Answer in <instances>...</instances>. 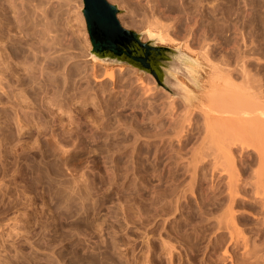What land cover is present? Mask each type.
Listing matches in <instances>:
<instances>
[{
  "label": "rangeland",
  "instance_id": "374dc122",
  "mask_svg": "<svg viewBox=\"0 0 264 264\" xmlns=\"http://www.w3.org/2000/svg\"><path fill=\"white\" fill-rule=\"evenodd\" d=\"M29 1L16 0L18 6L20 5L19 6L20 12L24 11L22 14L20 13L21 15H19L21 23L20 22L17 23L14 20L15 18L13 16L14 14L11 11H9L7 7L6 0L3 1L0 0L1 2L0 3V19H1L0 44H2L3 42V44L0 45V51H1L0 79L1 77L3 78L1 79L3 80V83H1L2 81L0 80V86H1L0 87V264H5V262L6 264H79V263L80 264L83 263L84 264L87 263L88 264H103V263L124 264V262L125 264H143V262H145L146 264L149 263L150 264L153 263L154 264H195V263L201 264V262L203 264H205L206 262H207L206 264H212V263L219 264L220 262L222 264H231L233 256H236L237 254L240 255L238 253L240 251L238 250L237 252L235 251V249H232L233 244H231L232 243L231 236L233 234L232 232L233 229L230 230L231 227L229 224V215L231 211L233 214L235 213L236 210L240 209L239 211H236L237 213L235 214L237 215L234 214L236 217L234 223L236 224L237 229L240 227L238 232H241L242 235L244 234L246 235V233L249 232V234L247 233V236H250V234L252 235V233H250L252 232L251 229L253 230L254 227L259 228L260 226L258 224L259 221L255 217V215L256 216L257 214L260 215L257 216L258 218L260 217L259 219H262V216H264L262 215L264 214L262 213L264 212L262 205L263 203L260 202L261 200L262 202H264V197H263L264 193H262L264 191L263 188L264 185H262L264 184L263 182L264 178L261 179L262 176H260V174L264 176L263 174L264 170L261 169L264 167H261V165L259 167V159L258 156H256L258 154H256L257 152L253 151V149H250V147L249 149L245 148L246 150L242 149V151H240L241 147L238 144L237 145L235 144V146L234 144H232L231 147H229L227 144L226 147L225 144L223 145L225 149L230 150L229 152H231L232 155H234V156L232 155L229 156H232L231 158L232 161L233 159H235L236 165L234 164V162H232V164L229 162L230 160L229 156L227 158V156L224 155L227 159H229L228 162L230 165L226 162L227 159L221 158L223 154L222 156H220L221 154L218 153L219 154L218 156L216 152H218L219 149L216 150V152L214 150L217 148L216 146H215L216 148H213L214 145L210 144L211 146H208L209 149L207 150L208 148L207 144H209V140L206 139L207 134H205L207 133V128L204 120V112L206 109H208L211 106V103L209 102V98L212 95V91H210V83L212 81V77L210 73L218 72L217 69H215L214 71L211 70L214 69L213 65H216L217 63L221 64L219 66H223L221 70L224 69L226 70V67L229 68L227 69V71L231 73V76L233 75L236 78L235 80L239 81L238 83L240 82L242 83L244 81V79L241 80L243 78L242 75L241 76L238 75H239V71H241L239 70L241 69L240 66L241 67L245 66L244 67L245 71L249 72V77L247 80L246 79L245 80L249 82L248 85L249 87H251V92L254 93L256 91H261V89L264 90L263 88L264 87V0H211V1L208 0L210 1L214 12H212L213 10L212 11L210 10L212 9V7L210 6L209 2H208L209 5L206 3L207 0H202V1L183 0L180 4H179L180 2L179 0H175V2L173 0H169L170 3L168 1L167 3L165 0L163 2L164 4L166 3L165 5L162 3L163 0L162 1L161 0L159 1L158 0H148V1L124 0L125 2L122 0L120 1L108 0L109 2L111 1L110 3L117 5L121 10V14L119 15L120 16L119 20L121 19L120 22L122 26L124 25L123 26L124 28L135 31L140 34H144L143 37L144 41H148L150 35L158 36L161 38L162 40L161 43L163 45L171 48L181 47L185 52H187L192 57L198 59L203 64L204 66L203 70H201L200 73L196 72V74L198 75L197 78L199 85L198 89H195V87L192 84H190L188 81H186L184 78L180 79L183 83H185L189 87V89L190 88L191 90L193 89L192 91L196 93L195 95H197L198 98H200V100L203 99L204 101L203 105L200 104V101L194 102L195 105L193 107H188L182 99L174 98L165 89L158 87L155 78L151 75H146L144 73H141L140 71L129 66L101 65V64L99 65L94 61H92L90 57V52L92 50V47L89 41L86 22L82 13V9H83L82 0H76V2L73 0L70 1L59 0V2L57 0H51V1L34 0V4H33V0H29ZM171 1H173V3ZM176 1L178 3H176ZM203 1L205 2V4H207V6L204 4ZM215 1L216 3L215 5H213L212 3H214ZM65 2H66L65 5L67 6V8H69V6L67 5L68 2V4L71 7L70 9H67L66 6L63 5ZM119 2H121L122 4ZM185 2L186 5L184 4ZM187 2L189 5L187 4ZM217 2L220 5L217 6L218 4ZM25 3L29 6H27ZM45 3L46 5L48 4L47 5L48 8L46 7ZM125 3L128 4V6L126 4L127 7L125 6ZM174 3H176V5H174ZM191 3H195V4L192 5ZM197 3L202 4L203 7H201L200 4L198 5ZM37 4L39 6L38 7L39 9L35 7V5L37 6ZM41 4H43L45 7L42 6ZM167 4L178 6V8L182 7L181 11H183L184 8L185 12L183 11L180 13V9H178L177 7H174L173 9L172 6L169 7V5ZM181 4L185 5L186 8ZM33 5H34V9H32ZM57 6L59 7V9H57L58 8ZM164 6H166L167 8H165ZM198 6L199 9H197ZM208 6L211 8L209 9ZM216 6L218 8L220 7V9H217ZM24 7L27 9L30 7L29 8L30 10L36 9V11H30L29 9L26 10ZM40 7H43L42 11ZM200 8H202V10ZM45 9L46 10L50 9L51 11L50 10L46 11ZM186 9H190L189 11L192 13H190ZM194 9L195 10L197 9V11H195ZM43 10L46 12H43ZM208 10H210L211 11L210 13L212 14H210ZM215 10L218 12H216L217 14L213 16ZM54 11H57L58 13ZM39 12H42L41 13L42 15ZM187 12L189 13L186 14ZM193 12H198V14L197 13L194 14ZM224 12L225 14L226 13L227 14L225 15ZM27 13H29L30 15ZM43 15L45 16V18ZM64 15L65 16L68 15L69 17L66 16L67 17L66 18ZM128 15H129V19L127 18ZM28 16H30L31 18ZM198 16L200 17L199 19ZM26 17L28 18L26 19ZM64 17L67 21L63 19ZM123 17L126 19H124ZM68 18H71V20H69ZM188 18H192V20ZM21 19H23V21ZM32 19L34 20L32 21ZM60 19L63 21H61ZM193 19L196 21V24L193 23ZM72 20L76 23H74ZM190 20L192 21L191 23ZM68 21L70 22L68 23ZM77 21H79V24ZM127 21L128 22L131 21V22L128 23ZM224 21L226 24L225 27H224L225 24H223ZM192 23L193 25L195 24L196 26L194 25L193 27ZM197 23H199L200 26ZM220 24L223 25V28ZM67 25L73 27H69ZM29 26L32 27V29ZM46 26L49 27L46 28ZM6 27H8V29ZM199 27H201L202 29ZM41 28H43L44 30L46 29L45 30L46 33H44L45 31H43V29ZM69 28L70 29L73 28L74 31L73 29L70 30ZM200 29L203 32L200 31ZM8 30L10 32H8ZM26 30L30 32H27ZM190 30L191 31L194 30V32L191 33ZM37 31L43 34L40 35L41 38L35 36ZM53 31L57 33H54ZM61 31L63 34L61 33ZM221 31L222 32L224 31V33L222 34ZM47 32L49 34H47ZM195 32L196 33L198 32L200 37ZM193 33H195L194 35L196 37L193 35ZM52 34L55 35V37L53 36L54 39L52 37ZM47 35L50 36L48 37ZM168 36L170 37V39ZM61 37L62 38L65 37L64 38L65 40L62 39ZM20 39H22L25 42H23ZM195 39H197L198 41ZM47 41L49 42L47 43ZM34 43H36L39 46H37ZM187 43H192V44L187 45ZM13 44L14 45L17 44V45L14 46ZM59 44L63 47H61ZM28 45L30 47H28ZM201 48L203 51L200 50ZM203 48L206 49V51ZM7 50L9 53L7 52ZM26 50H28L29 52ZM24 51L27 53H25ZM199 51H202L204 53H201ZM206 56L207 58H209V62L205 60ZM32 60H33V64H32ZM38 66H40L41 69H38L37 68ZM103 66H105V68ZM121 67L122 70H120ZM92 73L94 75H92ZM103 73L105 74L104 76L105 78L103 77L104 75ZM111 73H113V77L112 80H109L107 77ZM6 74L12 77L10 78ZM85 77L87 78L85 79ZM88 78L91 80L90 85L88 84L89 81ZM93 78L98 80V82L96 80L94 81ZM218 82L222 84V80H219ZM81 84L84 86H82ZM49 86H51L52 88L51 87L49 88ZM16 87H19L22 90ZM31 87L34 88L32 89ZM46 87L48 88V91L49 90L51 91L48 92L46 90L47 89ZM91 87L93 89L95 88L97 90L98 88V90L99 89L100 90L99 92L98 90L95 92V90L93 91ZM26 88L28 89L26 90ZM217 88L222 90L223 86L218 84ZM2 89L3 90L5 89V91H1ZM81 89L82 91H80ZM23 91L24 93H22ZM187 92L190 91L187 90ZM45 94H47V96H45ZM76 94L78 95V97ZM40 95H42V97H40ZM53 98L55 100H53ZM23 100H25V104L23 103ZM91 100H93L94 103ZM89 102L90 104H88ZM19 103H23L27 107V110L29 109L31 114L33 112L38 116L31 115V117L28 119L29 121L16 119L17 110L15 111L14 109H17ZM83 104H85L86 106ZM182 104H183L182 106L183 108L180 106ZM67 105L71 106V108ZM200 105H202V107H200ZM11 107L13 108L11 109ZM41 112L43 116L40 114ZM179 112L181 115H183V118H181L182 116H180ZM85 113L87 118L85 117ZM89 113L90 116H88ZM39 117L41 118V120ZM177 117L179 119H177ZM56 118L58 120H56ZM59 119L62 121H60ZM180 120L185 122L187 127L184 125L183 122H180ZM17 121L19 122L21 121V122L18 123ZM174 121L175 123H173ZM178 121L180 122L179 123L180 125L177 124ZM10 122L12 125L10 124ZM62 123L63 125H61ZM182 123L184 125V128L186 129H183V126H181ZM171 124L174 125L177 124V126L176 125L175 126L180 128H173L175 126ZM14 125L16 127H14ZM60 128L61 131L63 130L62 132L59 131ZM172 128L175 129V131ZM69 129H70V133L68 132ZM53 130H55L56 133ZM51 131L52 133L53 132L54 133L52 134ZM173 131L175 132V135ZM57 132L58 134L63 133L62 139H61L62 134H60L61 137H59ZM51 134L52 135L55 134V136H52ZM168 134H170V136ZM162 135H164L165 137H163ZM91 136L93 138H91ZM167 136L170 138H168ZM203 136L205 137L207 142L203 141L204 140L202 139L204 138ZM64 137L65 140H63ZM75 137L77 138L74 141L73 138ZM68 138H70L71 141L68 140ZM214 138L216 139V137ZM222 138H221V142L220 141L218 142L221 143L220 145H222ZM212 139H213V135H212ZM58 142H60L63 145H60V143ZM80 142L81 143L83 142V144L85 142L86 143L84 144L85 146L81 145ZM233 142L238 143V141H234V140ZM218 143L216 141L215 145H217ZM203 145L204 146L206 145V147H203ZM62 146L65 147L64 148L65 150L62 148ZM223 146L221 147L223 148ZM79 148L81 150H79ZM59 149H61L62 151ZM74 149L75 151L78 149L76 151L77 153H75ZM194 149L197 150V152H194L195 151ZM200 149L202 152L200 151ZM64 151L65 153H68V155L65 154ZM211 151L215 152L218 158L216 157V155L213 156L214 154ZM203 152L208 153V155H206V153ZM72 153L73 155L76 156V158L75 156H73L75 159L72 156H70L71 158L69 157V155H72ZM201 155L207 158H204ZM227 155H228V151H227ZM212 156L216 158H211ZM219 157L221 159H219ZM195 158H198V160H196ZM203 158L205 159V161ZM253 158L255 161L253 160ZM193 159L194 161H192ZM212 159H214V162H211ZM222 159H224V163L228 164L227 167L226 165H224ZM219 160L222 163H217V161ZM85 163L86 165H84ZM212 163H216L215 165L218 164L217 165L218 167L216 166L215 168H213L214 164ZM211 164L213 166H211ZM220 164H223L225 166L224 167L222 165L224 167V170ZM231 167H232V172L234 170L233 172L234 177L236 174V177L234 179L240 178V180L242 181L241 182L238 179H236V181L238 180L237 182L234 181L235 183H237L238 191H236V188L234 190L237 193H239V195L233 194L234 190L229 189V186H227V183L228 185L232 183L234 185L230 184V188L232 187L233 189L234 186L236 187L235 183L231 181L232 177L229 178L228 176L229 172L225 171L228 168V171L231 172ZM258 167L259 169H257ZM213 169L214 171L212 173ZM220 169H222L223 171ZM220 171H222L223 173ZM193 173L195 177H192ZM238 173H239V177L237 176ZM255 173H257L258 175ZM217 175L218 176L220 175L219 176L220 178ZM251 175H253L256 178H254ZM257 176L258 178L259 177L260 178L258 179ZM216 177L218 178L217 180ZM221 177H224L223 178L224 181H221L222 180ZM193 178H194L193 180L194 182L192 181ZM225 179L227 181H229L230 179L231 182H226ZM243 179L245 180L246 185L245 183H243L244 182ZM251 180H253V182ZM219 182L220 184H218ZM241 183H243V185ZM253 183H256L257 185L255 184L256 185L255 187H259V189L262 187L261 190L255 188ZM238 185L240 188H242L241 190L239 189ZM170 187L176 189H172ZM227 187L229 190L227 189ZM243 188L244 190L247 188L248 189L245 192H243L244 191ZM254 189H257L255 191L256 193L254 192L255 194H257L258 192L259 195H262V197L259 196L261 198L257 197L256 195H254V193H252ZM168 191L171 192L169 193ZM172 191L174 192L173 193L174 195L171 194ZM229 191L233 192L230 193V195H232V198H235V200H237L238 198L239 201L238 200L235 201L233 199V203H232L231 196L228 199ZM259 191H261V193ZM162 192L164 193L165 200L163 196H161ZM176 193L178 194L181 193L180 196H182V199L178 194L176 195ZM244 193H251V194L249 195ZM158 194L160 195L159 198H158L159 196ZM236 195L237 198L234 197ZM255 196L257 197V199L255 198ZM175 197L181 203L179 202L174 203V201H177ZM244 197H247L248 199ZM170 198H174V199H172L171 201ZM254 200H255V204H254ZM135 201H137L138 203ZM159 201L160 204L157 203ZM161 201L164 202L162 203ZM165 201L168 203H166ZM154 202H156L158 206ZM231 203H232V207L234 206L236 209L235 210L233 207L234 212L231 208ZM140 204L143 206H141ZM170 204L171 206L173 204L177 206L176 208H172L170 207ZM179 204L184 205V207L179 206ZM229 205L230 207H228ZM127 206H129V208H127ZM146 206L147 207L149 206L147 209L150 212L154 210L151 213V216L153 218H150L151 217L150 212H148V210L146 211ZM259 206L260 207L262 206L261 207L262 209ZM131 207L133 208L131 209ZM226 207H228L230 210H227ZM154 208L155 209L157 208L156 210L157 211L160 210V211L157 213V211ZM171 208L172 211L175 210V212H172ZM177 208L178 210L179 209L180 210L179 211L176 210ZM142 209L143 210L145 209V212L142 211ZM163 209L164 210L167 209V211H165V215ZM225 210L226 212H223ZM257 210L258 212L256 213ZM130 212L131 214L133 212L132 216L131 214H129ZM142 212L144 214H142ZM166 212L169 213L167 217H166L167 215ZM238 212H239V216L241 215L240 217H242L243 220L239 218ZM159 213L160 215L157 216V214ZM247 213L249 214L250 217L248 216ZM134 214L136 216H133ZM139 214L142 216V219H140L141 217ZM217 214L219 215L220 218H222V220L219 219L218 216L216 217ZM250 214L253 216H251ZM147 215L148 217L149 216L150 217L148 218ZM179 215H181L180 217L182 218H180ZM204 215H208L209 217L208 216L204 217ZM137 216L139 218H137ZM213 216L217 219L216 221ZM206 217L208 218L207 219L208 221L206 220ZM252 217L253 218L255 217L254 218L255 220H253ZM149 219H152L153 221L155 219L156 220L154 222H150ZM130 220H132L133 223H130L132 222ZM135 220L138 221V224ZM146 220L149 221L148 222L149 224H147ZM162 220H164L165 222ZM173 220H174V224L172 222ZM159 221H161L162 223ZM206 221L207 222L210 221V222L207 223ZM191 222L198 223L195 224L197 228L194 226V224L192 225ZM217 222L219 223L217 224ZM256 222L257 224H254ZM163 224L165 225L164 227ZM182 224L186 226L188 230ZM225 224L228 229L225 228L224 226ZM209 225L211 226L210 228ZM218 226L219 227L222 226L221 227L222 230H220V228H217ZM207 227L211 230L208 231ZM223 227L227 230L223 229ZM145 228L147 230H145ZM203 228L205 230H203ZM172 229L175 232V236H173L174 232L167 233L169 230L171 231ZM180 229H184V230H180ZM189 230L193 231L195 234L192 235L193 232H190ZM124 231L126 233H124ZM176 231L178 232V234ZM196 231L200 234H198ZM184 232H187V234H185ZM127 233H129L130 238L129 236L128 237L126 236ZM170 234L171 236H169ZM184 237L187 238L186 239L187 242L184 241L185 240ZM223 238L225 241L227 240L228 242L227 241L226 243L223 242ZM182 239L184 240L182 241ZM107 240L109 241L108 243ZM130 242L132 246L130 245ZM147 242L150 243V245L149 244L147 245ZM227 243L231 246L227 245ZM106 244L112 247L110 248ZM124 244L126 245L127 248L124 247L125 246ZM225 246H228V249L227 247L225 249ZM121 247L122 248L124 247V249H122ZM135 247H137L138 249ZM141 247L142 248L145 247L147 250L145 248H143L142 250ZM125 249H127L126 251L129 253H127ZM224 249L226 251L223 252ZM137 250L139 253L137 252ZM118 251L120 254L118 253ZM103 252H107L108 255H106L107 253L104 254ZM133 252L135 253L137 259L135 258ZM221 252L223 253L221 254ZM122 254L124 256H122ZM125 255L126 257H128V259L125 258ZM129 255L131 258L129 257ZM146 255L148 256L146 257ZM97 256L100 259L97 258ZM102 256H103V260H102ZM221 256L222 258H219L220 259L219 261L218 257ZM230 256L232 257V259ZM89 257H91V259ZM78 258L80 261L78 260ZM123 258H125V260ZM138 258L141 259L138 260ZM150 258L152 259L151 261ZM206 259L208 260L206 261ZM209 259L212 263L211 262L208 263ZM74 260L76 261L74 262ZM87 260L90 261V263ZM106 260L108 263L106 262ZM131 260H133L134 262ZM96 261L98 262L94 263Z\"/></svg>",
  "mask_w": 264,
  "mask_h": 264
},
{
  "label": "bare ground",
  "instance_id": "6f19581e",
  "mask_svg": "<svg viewBox=\"0 0 264 264\" xmlns=\"http://www.w3.org/2000/svg\"><path fill=\"white\" fill-rule=\"evenodd\" d=\"M3 1V0H2ZM19 1V0H18ZM22 1V0H21ZM29 1V0H28ZM46 1V0H45ZM47 1H51V0H47ZM58 2H59V0H57ZM63 1H67V0H63ZM70 1V0H69ZM73 1H75L76 2V0H73ZM120 1V0H119ZM122 1H124V0H122ZM148 1V0H147ZM159 1V0H158ZM162 1V0H161ZM160 1V2H161ZM165 0H163L162 1V3L164 2ZM169 2V0H166V2ZM174 2H175V0H173ZM173 1H171L172 3H173ZM180 2H179V4L183 1V0H179ZM187 1V0H186ZM193 1V0H192ZM198 1V0H197ZM200 1H202V0H200ZM211 1V0H210ZM210 1H208L207 0V4H208V2H209V4H210V6L212 7V5H211V3H210ZM6 2H7V7H8V9H9V11H11L14 15V20H15V22H20V18H19V15H21L23 12H20V10H19V6H18V4H17V2H16V0H6ZM24 2V1H23ZM41 2V1H40ZM54 2V1H53ZM58 2H55V3H58ZM111 2V1H110ZM118 2V1H117ZM125 2V1H124ZM153 2V1H152ZM167 2V3H168ZM204 2V1H203ZM202 2V3H203ZM213 2V1H212ZM1 3V2H0ZM36 3V2H35ZM39 3V2H38ZM50 3V2H49ZM71 3H72V1H71ZM119 3H121V2H119ZM128 3V2H127ZM127 3H125V6H126V4ZM158 3V2H157ZM170 3V2H169ZM171 3V4H172ZM176 3H178L177 1H176ZM176 3H174V5H176ZM215 3H216V1L214 2V3H212L213 5H215ZM218 3V2H217ZM26 4V3H25ZM24 4V5H25ZM29 4H30V1H29ZM32 4V3H31ZM33 4H34V0H33ZM40 4V3H39ZM60 4V3H59ZM66 4V2L63 4L64 6H66L65 5ZM122 4V3H121ZM154 4V3H153ZM161 4V3H160ZM164 4V3H163ZM162 4V5H163ZM166 4V3H165ZM164 4V5H165ZM185 5H186V2L184 3ZM187 4H188V2H187ZM192 5L193 4H195V3H191ZM198 5L200 4V3H197ZM204 4H205V2H204ZM207 4H205L206 6H207ZM208 4V5H209ZM5 5H6V3H5ZM27 5V4H26ZM42 6H44L43 4H41ZM45 5H46V3H45ZM48 5V4H47ZM47 5H46V7H47ZM52 5V4H51ZM63 5H61V6H63ZM67 5L69 6V8H67V6H66V8L67 9H70L71 7H70V5L68 4V2H67ZM77 5V4H76ZM167 5H169V7L170 6H172L173 7V9H174V7H177L178 8V6H173V5H170V4H167ZM181 5H183V4H181ZM185 5H183V6H185ZM189 5V4H188ZM191 5V6H192ZM218 5H220L219 3L217 4V6ZM27 6H29V5H27ZM31 6V5H30ZM50 6V5H49ZM54 6V5H53ZM73 6V5H72ZM121 6V5H120ZM124 6V7H125ZM127 6H128V4H127ZM126 6V7H127ZM161 6V5H160ZM200 6L201 7H203L202 6V4H200ZM216 6V7H217ZM35 7L36 8H38L39 6H38V4H37V6L35 5ZM45 7V6H44ZM58 7V6H57ZM165 8H167L166 6H164ZM169 7H168V9H169ZM171 7V8H172ZM209 7V6H208ZM207 7V8H208ZM211 7H209V9L211 8ZM215 7V6H214ZM3 8V7H2ZM25 8V7H24ZM30 8V7H29ZM28 8V9H29ZM41 8V11H42V8L43 7H40ZM48 8V7H47ZM52 8H55V7H52ZM64 8V7H63ZM75 8V7H74ZM73 8V9H74ZM182 8V7H181ZM180 7L178 8V9H180V13L181 12H183L184 11V8H183V11H181L182 9H181ZM185 8H186V6H185ZM188 8V7H187ZM206 8V7H205ZM26 10H28L27 8H25ZM32 9H34V5H33V7H32ZM39 9V8H38ZM51 9V8H50ZM50 9H45L46 11H48V10H50ZM57 9H59V7L57 8ZM163 9V8H162ZM176 9V8H175ZM192 9V8H191ZM197 9H199V6H198V8ZM197 9L195 10V11H197ZM201 10H202V8H200ZM215 9V8H214ZM217 9H220V7L218 8L217 7ZM2 10V9H1ZM22 10V9H21ZM30 10V9H29ZM62 10V9H61ZM66 10V9H65ZM72 10V9H71ZM166 10V9H165ZM177 10V9H176ZM186 10H190V9H186ZM193 10V9H192ZM191 10V11H192ZM206 10V9H205ZM211 11L213 10V7H212V9H210ZM210 10H208L209 11V13L211 12ZM30 11H36V9L35 10H30ZM30 11H29V13H30ZM37 11H39V10H37ZM46 11H44L43 10V12H46ZM51 11V10H50ZM67 11V10H66ZM178 11V10H177ZM28 12V11H27ZM53 12V11H52ZM54 12H57V11H54ZM72 12V11H71ZM70 12V13H71ZM75 12H77V11H75ZM185 12V11H184ZM190 12V11H189ZM189 12H187L186 14H188ZM202 12H204V11H202ZM207 12V11H206ZM212 12H214V10L212 11ZM216 12H218V11H216L215 10V13L213 14V16H215V14H217ZM221 12V11H220ZM11 13V14H12ZM21 13V14H20ZM29 13H27V14H29ZM40 14L42 13V12H39ZM58 13V12H57ZM63 13V12H62ZM65 13V12H64ZM73 13V12H72ZM190 13H192V12H190ZM194 14L195 13H197L198 14V12H193ZM3 14V13H2ZM26 14V13H25ZM32 14H33V12H32ZM54 14V13H53ZM67 14H68V12H67ZM78 14V13H77ZM196 14V15H197ZM201 14V13H200ZM210 14H212V13H210ZM224 14H225V12H224ZM227 14V13H226ZM225 14V15H226ZM248 14V13H247ZM4 15V14H3ZM30 15V14H29ZM42 15V14H41ZM47 15V14H46ZM57 15V14H56ZM61 15V14H60ZM81 15H82V13H81ZM123 15V14H122ZM125 15V14H124ZM184 15V14H183ZM193 15V14H192ZM191 15V16H192ZM203 15V14H202ZM201 15V16H202ZM219 15V14H218ZM7 16V15H6ZM25 16V15H24ZM32 16V15H31ZM33 16H34V14H33ZM44 16V15H43ZM42 16V17H43ZM65 16V15H64ZM67 17H69L68 15H66ZM65 16V17H66ZM76 16V15H75ZM77 16H79V15H77ZM126 16V15H125ZM124 16V17H125ZM185 16V15H184ZM194 16V15H193ZM200 16V15H199ZM198 16V19L200 18ZM205 16V15H204ZM217 16V15H216ZM220 16V15H219ZM2 17V16H1ZM4 17V16H3ZM28 17H30V16H28ZM28 17H26V19L28 18ZM37 17H38V14H37ZM49 17V16H48ZM65 17L63 18L64 20H66L65 19ZM66 17V18H67ZM72 17H73V15H72ZM120 17V16H119ZM123 17V18H124ZM187 17V16H186ZM188 17H190V16H188ZM195 17V16H194ZM193 17V18H194ZM246 17V16H245ZM25 18V17H24ZM31 18V17H30ZM36 18V17H35ZM44 18H45V16H44ZM55 18V17H54ZM78 18V17H77ZM82 18V17H81ZM128 19H129V15H128V17H127ZM215 18V17H214ZM37 19V18H36ZM59 19V18H58ZM69 20H71V18H68ZM76 19V18H75ZM124 19H126V18H124ZM159 19V18H158ZM186 19V18H185ZM188 19H191L192 20V18H188ZM196 19V18H195ZM1 20V19H0ZM22 21H23V19H21ZM31 20V19H30ZM34 19H32V21H33ZM45 20V19H44ZM47 20V19H46ZM61 20V19H60ZM74 20V19H73ZM72 20V21H73ZM121 20V19H120ZM155 20V19H154ZM190 20V23L192 22ZM197 20V19H196ZM26 21V20H25ZM31 21V22H32ZM36 21V20H35ZM34 21V22H35ZM39 21V20H38ZM41 21V20H40ZM42 21H43V19H42ZM52 21V20H51ZM61 21H63V20H61ZM67 21V20H66ZM76 21V20H75ZM195 20L193 19V23H195L196 24V21L194 22ZM201 21V20H200ZM218 21V20H217ZM220 21H223V20H220ZM1 22V21H0ZM37 22V21H36ZM50 22V21H49ZM54 22V21H53ZM70 21H68V23H69ZM74 22V21H73ZM78 22V24H79V21H77ZM84 22V21H83ZM83 22H81V23H83ZM128 22V21H127ZM129 22H131V21H129ZM128 22V23H129ZM157 22V21H156ZM6 23V22H5ZM5 23H4V25H5ZM21 23V22H20ZM19 23V24H20ZM25 23V22H24ZM28 23H30V22H28ZM28 23H26V24H28ZM44 23V22H43ZM48 23V22H47ZM46 23V24H47ZM74 23H76V22H74ZM155 23V22H154ZM169 23V22H168ZM187 23H188V21H187ZM193 23H192V25H193ZM223 23V22H222ZM11 24V23H10ZM31 24H33V23H31ZM41 24V23H40ZM45 24V23H44ZM43 24V25H44ZM54 24V23H53ZM57 24H58V22H57ZM194 24V25H195ZM197 24H199V23H197ZM200 24H201V22H200ZM200 24H199V26H200ZM205 24V23H204ZM210 24V23H209ZM223 24H225V21H224V23ZM3 25V24H2ZM49 25V24H48ZM69 25H71V24H69ZM69 25H67V26H69ZM130 25V24H129ZM188 25V24H187ZM192 25H190V26H192ZM194 25H193V27H194ZM221 25V24H220ZM219 25V26H220ZM8 26V25H7ZM11 26V25H10ZM21 26V25H20ZM26 26V25H25ZM41 26V25H40ZM58 26V25H57ZM60 26V25H59ZM65 26V25H64ZM124 26V25H123ZM196 26V25H195ZM216 26H218V25H216ZM222 26V28H223V25H221ZM226 26V24L224 25V27ZM30 27V26H29ZM34 27H35V24H34ZM37 27V26H36ZM44 27V26H43ZM49 27V26H48ZM47 26H46V28H48ZM53 27V26H52ZM54 27H56V26H54ZM63 27V26H62ZM69 27H73V26H69ZM129 27V26H128ZM160 27V26H159ZM189 27V26H188ZM7 29H8V27H6ZM31 29H32V27H30ZM40 28V27H39ZM195 28H198V27H195ZM199 28H201V27H199ZM209 28V27H208ZM214 28V27H213ZM1 29V28H0ZM4 29H5V27H4ZM29 29V28H28ZM41 29H43V28H41ZM61 29H63V28H61ZM70 29V28H69ZM73 29V28H72ZM72 29H70V30H72ZM163 29V28H162ZM202 29V28H201ZM200 29V31H202ZM221 29V28H220ZM24 30H25V27H24ZM30 30V29H29ZM37 30H38V28H37ZM46 30V29H45ZM44 29H43V31H45ZM51 30H52V28H51ZM55 30V29H54ZM60 30V29H59ZM192 30V29H191ZM190 30V31H191ZM213 30V29H212ZM223 30H225V29H223ZM27 31V30H26ZM32 31V30H31ZM40 31V30H39ZM39 31H37V33L35 34V36H37V37H39V38H41L40 37V35L42 34L41 32H39ZM68 31V30H67ZM73 31H74V29H73ZM196 31V30H195ZM209 31V30H208ZM227 31V30H226ZM8 32H10L9 30H8ZM13 32V31H12ZM18 32V31H17ZM25 32V31H24ZM27 32H30V31H27ZM49 32V31H48ZM47 32V34H49ZM54 33H57V32H55V31H53ZM58 32H60V31H58ZM192 32H194V30L193 31H191V33ZM203 32V31H202ZM219 32H220V30H219ZM222 32V31H221ZM2 33V32H1ZM4 33V32H3ZM14 33V32H13ZM44 33H46V31L44 32ZM51 33V32H50ZM53 33V34H54ZM61 33H62V31H61ZM65 33V32H64ZM188 33H189V31H188ZM196 33V32H195ZM195 33H193V35L195 34ZM201 33V32H200ZM224 33V31L222 32V34ZM52 34V37L54 36L55 37V35H53ZM60 34V33H59ZM58 34V35H59ZM63 34V33H62ZM196 34H198V36H199V33L197 32ZM2 35V34H1ZM14 35H16V34H14ZM28 35V34H27ZM43 35V34H42ZM51 35V34H50ZM49 35V36H50ZM66 35V34H65ZM204 35V34H203ZM21 36V35H20ZM45 36V35H44ZM48 36V35H47ZM46 36V37H47ZM48 36V37H49ZM62 36V35H61ZM69 36V35H68ZM176 36V35H175ZM195 36V35H194ZM1 37H3V36H1ZM16 37V36H15ZM54 37H53V39H54ZM59 37V36H58ZM169 37V36H168ZM186 37V36H185ZM196 37V36H195ZM200 37V36H199ZM202 37V36H201ZM18 38V37H17ZM45 38V37H44ZM62 38V37H61ZM65 38V37H64ZM64 38H62V39H64ZM204 38V37H203ZM3 39V38H2ZM5 39V38H4ZM7 39V38H6ZM35 39H36V37H35ZM47 39V38H46ZM52 39V38H51ZM51 39H49V40H51ZM169 39H170V37H169ZM184 39V38H183ZM199 39V38H198ZM9 40H10V38H9ZM20 40H22V39H20ZM26 40V39H25ZM42 40V39H41ZM65 40V39H64ZM195 40H197V39H195ZM201 40V39H200ZM3 41H5V40H3ZM13 41V40H12ZM23 41V40H22ZM29 41V40H28ZM36 41V40H35ZM56 41V40H55ZM54 41V42H55ZM68 41V40H67ZM198 41V40H197ZM203 41V40H202ZM8 42V41H7ZM23 42H25V41H23ZM30 42H32V41H30ZM40 42H42V41H40ZM49 41H47V43H48ZM59 42H60V40H59ZM172 42V41H171ZM12 43V42H11ZM51 43H53V42H51ZM204 43V42H203ZM2 44H3V42H2ZM2 44H0V45H2ZM20 44V43H19ZM18 44V45H19ZM26 44V43H25ZM34 44H36V43H34ZM42 44V43H41ZM46 44V43H45ZM67 44V43H66ZM185 44V43H184ZM188 44H192V43H187V45ZM198 44V43H197ZM14 45V44H13ZM15 45H17V44H15ZM14 45V46H15ZM30 45V44H29ZM28 45V47H30ZM33 45V44H32ZM37 45V44H36ZM52 45V44H51ZM57 45V44H56ZM60 45V44H59ZM201 45V44H200ZM26 46V45H25ZM37 46H39V45H37ZM61 46V45H60ZM10 47V46H9ZM13 47V46H12ZM17 47V46H16ZM51 47V46H50ZM61 47H63V46H61ZM191 47H193V46H191ZM204 47V46H203ZM207 47H208V45H207ZM32 48H34V47H32ZM37 48V47H36ZM193 48H195V47H193ZM205 48H206V46H205ZM6 49V48H5ZM19 49H20V47H19ZM18 49V50H19ZM25 49V48H24ZM29 49V48H28ZM42 49V48H41ZM47 49V48H46ZM50 49H52V48H50ZM184 49H186V48H184ZM204 49V48H203ZM4 50V49H3ZM34 50V49H33ZM36 50V49H35ZM38 50V49H37ZM43 50V49H42ZM41 50V51H42ZM198 50V49H197ZM200 50H202V48L200 49ZM205 51H206V49H204ZM21 51V50H20ZM26 51H28V50H26ZM45 51H47V50H45ZM203 51V50H202ZM202 51H199V52H201V53H204V52H202ZM6 52V51H5ZM7 52H8V50H7ZM25 52V51H24ZM29 52V51H28ZM40 52V51H39ZM0 53H1V51H0ZM9 53V52H8ZM25 53H27V52H25ZM32 53H33V51H32ZM35 53V52H34ZM36 53H37V51H36ZM42 53H44V52H42ZM47 53V52H46ZM20 54H21V52H20ZM23 54V53H22ZM30 54H31V52H30ZM209 54V53H208ZM244 54V53H243ZM14 55V54H13ZM27 55V54H26ZM35 55V54H34ZM38 55V54H37ZM199 55V54H198ZM204 55V54H203ZM205 55H206V53H205ZM18 56V55H17ZM20 56V55H19ZM195 56V55H194ZM21 57V56H20ZM29 57V56H28ZM35 57V56H34ZM47 57H50V56H47ZM196 57V56H195ZM200 57V56H199ZM202 58V57H201ZM211 58V57H210ZM243 58V57H242ZM8 59V58H7ZM19 59H21V58H19ZM32 59V58H31ZM212 59V58H211ZM246 59V58H245ZM4 60V59H3ZM42 60V59H41ZM200 60H202V59H200ZM205 60L206 61H208L209 62V58H207V56L205 57ZM35 61V60H34ZM39 61V60H38ZM212 61H214V60H212ZM1 62V61H0ZM5 62V61H4ZM11 62V61H10ZM13 62H15V61H13ZM40 62V61H39ZM44 62V61H43ZM204 62V61H203ZM243 62V61H242ZM244 63H245V61H244ZM244 63H241V64H244ZM1 64V63H0ZM32 64H33V60H32ZM43 64V63H42ZM218 64V63H217ZM213 65V68L214 69H211L212 71H214L215 69H217L218 70V72H212V73H210L211 74V77H212V81H211V83H210V91H212V95H211V97L209 98V102L211 103V106L208 108V109H206L205 110V112H204V120H205V125H206V128H207V133H205V134H207L206 136H207V140H209V144H207V147L208 146H211L210 144H212V145H214L213 146V148H216V149H214L215 150V152H216V150H218L219 149V151L218 152H216L217 154L219 153V154H221L220 156H222V154H223V156L224 155H226L227 156V158H228V156L229 155H232V153L231 152H229L230 150H227V149H225V147H226V144L229 146V147H231V145L232 144H234V146H235V144L237 145H240V147H241V150L240 151H242V149H244V150H246L245 148H248L249 149V147H250V149H253V151H255V152H257L256 154H258V155H256V156H258V159H259V167H260V165H261V167H264V90H262L261 89V91H256V92H254V93H252L251 92V87H249V82H247L246 80L248 79V77H249V72H246L245 71V69H244V67L242 66H240V68L241 69H239V70H241V71H239V75L238 76H241L242 75V79L241 80H243L244 79V81L241 83H238L239 81L238 80H235L236 78L232 75L231 76V73H229L228 71H227V69H229V68H227L226 67V70L224 71V70H221L222 69V67L223 66H219V65H221V64H218V65ZM240 64V63H239ZM15 65V64H14ZM39 65V64H38ZM100 65V64H99ZM1 66V65H0ZM9 66V65H8ZM25 66H27V65H25ZM41 66V65H40ZM40 66H38L37 68L38 69H41L40 68ZM88 66V65H87ZM96 66V65H95ZM4 67V66H3ZM16 67V66H15ZM36 67V66H35ZM104 68H105V66H103ZM11 68V67H10ZM86 68V67H85ZM208 68H209V66H208ZM225 68V67H224ZM25 69V68H24ZM35 69V68H34ZM46 69H48V68H46ZM89 69V68H88ZM87 69V70H88ZM95 69V68H94ZM43 70H45V69H43ZM96 70V69H95ZM97 70H99V69H97ZM120 70H122V67L120 68ZM248 70V69H247ZM1 71V70H0ZM92 71V70H91ZM102 71V70H101ZM15 72V71H14ZM13 72V73H14ZM19 72V71H18ZM26 72V71H25ZM24 72V73H25ZM93 72V71H92ZM97 72V71H96ZM95 72V73H96ZM5 73V72H4ZM241 73V74H240ZM28 74V73H27ZM87 74V73H86ZM104 74V73H103ZM255 74V73H254ZM261 74V73H260ZM7 75V74H6ZM15 75V74H14ZM38 75V74H37ZM50 75V74H49ZM92 75H94L93 73H92ZM101 75V74H100ZM8 76V75H7ZM20 76H23V75H20ZM35 76V75H34ZM39 76V75H38ZM42 76V75H41ZM84 76H86V75H84ZM102 76V75H101ZM105 76V74L103 75V77ZM8 77H10V76H8ZM12 77V76H11ZM10 77V78H11ZM90 77H93V76H90ZM89 77V78H90ZM95 77V76H94ZM97 77V76H96ZM100 77V76H99ZM112 77H113V73H111V74H109V76L107 77L109 80H112ZM28 78V77H27ZM35 78H37V77H35ZM42 78V77H41ZM87 77H85V79H86ZM88 78V79H89ZM101 78V77H100ZM105 78V77H104ZM238 78V77H237ZM1 79H3L2 77H1ZM0 79V80H1ZM7 79V78H6ZM9 79V78H8ZM43 79V78H42ZM84 79V78H83ZM87 79V80H88ZM92 79V78H91ZM94 79V81L96 80L95 78H93ZM239 79V80H240ZM246 79V80H245ZM250 79V78H249ZM32 80V79H31ZM38 80H40V79H38ZM106 80V79H105ZM219 80H222V84L221 83H219L218 81ZM240 80V81H241ZM2 82L1 83H3V80H1ZM14 81V80H13ZM12 81V82H13ZM15 81H16V79H15ZM43 81V80H42ZM45 81H47V80H45ZM90 81V82H89ZM89 81H88V84L90 85V83H91V80L89 79ZM97 82H98V80H96ZM104 81V80H103ZM6 82H7V80H6ZM12 82H10V83H12ZM38 82V81H37ZM41 82V81H40ZM86 82V81H85ZM247 82V83H246ZM34 83V82H33ZM87 84V85H88ZM103 84V83H102ZM106 84V83H105ZM218 84H220V85H222L223 86V88H222V90H220L219 88H217V86H218ZM2 85V84H1ZM10 85V84H9ZM18 85V84H17ZM16 85V86H17ZM47 85V84H46ZM82 85V84H81ZM86 85V84H85ZM109 85V84H108ZM14 86V85H13ZM19 86V85H18ZM43 86V85H42ZM82 86H84V85H82ZM199 86V85H198ZM1 87V86H0ZM10 87V86H9ZM44 87V86H43ZM51 86H49V88H50ZM5 88V87H4ZM16 88H18V89H20V90H22L21 88H19V87H16ZM24 88V87H23ZM32 88V87H31ZM34 88V87H33ZM32 88V89H33ZM36 88V87H35ZM47 88V87H46ZM46 88H44V89H46ZM52 88V87H51ZM83 88H85V87H83ZM88 88V87H87ZM90 88V87H89ZM97 88V87H96ZM264 88V87H263ZM7 89V88H6ZM12 89V88H11ZM28 88H26V90H27ZM43 89V90H44ZM91 89L94 91L95 90V92L98 90V88H97V90L94 88H92L91 87ZM184 89H185V92L187 93V99L184 101V103L188 106V107H193L194 105H195V103L194 102H198V101H200V104H204V101H203V99L202 100H200V98H198V96L197 95H195L196 93H194L191 89H189V87H185L184 86ZM198 89V88H197ZM14 90V89H13ZM12 90V91H13ZM19 90V91H20ZM37 90H39V89H37ZM47 91H48V88L46 89ZM88 90V89H87ZM100 90V89H99ZM99 90H98V92H99ZM187 90H189L190 92H187ZM1 91H5V89L3 90H1ZM9 91H10V89H9ZM18 91V90H17ZM34 91H36V90H34ZM49 91H51V90H49ZM48 91V92H49ZM80 91H82V89L80 90ZM8 92V91H7ZM47 92V93H48ZM85 92V91H84ZM83 92V93H84ZM10 93V92H9ZM22 93H24V91L22 92ZM27 93V92H26ZM43 93H44V91H43ZM52 93H53V90H52ZM51 93V94H52ZM86 93V92H85ZM88 93H90V92H88ZM5 94V93H4ZM87 94V93H86ZM220 94H222V95H220ZM25 95V94H24ZM54 95V94H53ZM77 95V94H76ZM95 95H96V93H95ZM5 96V95H4ZM45 96H47V94H45ZM48 96H50V95H48ZM85 96V95H84ZM88 96V95H87ZM12 97V96H11ZM14 97V96H13ZM29 97V96H28ZM33 97V96H32ZM35 97V96H34ZM40 97H42V95H40ZM51 97H52V95H51ZM54 97V96H53ZM56 97V96H55ZM72 97V96H71ZM74 97V96H73ZM77 97H78V95H77ZM76 97V98H77ZM86 97V96H85ZM90 97V96H89ZM57 98V97H56ZM80 98V97H79ZM88 98V97H87ZM97 98V97H96ZM170 98H172V97H170ZM2 99V98H1ZM4 99H7V98H4ZM13 99H15V98H13ZM26 99H28V98H26ZM30 99V98H29ZM34 99V98H33ZM49 99V98H48ZM86 99V98H85ZM153 99V98H152ZM35 100H36V98H35ZM41 100V99H40ZM52 100V99H51ZM53 100H55L54 98H53ZM58 100V99H57ZM62 100V99H61ZM60 100V101H61ZM69 100V99H68ZM74 100V99H73ZM76 100H78V99H76ZM87 100V99H86ZM13 101V100H12ZM11 101V102H12ZM15 101V100H14ZM22 101V100H21ZM32 101V100H31ZM45 101H47V100H45ZM44 101V102H45ZM66 101V100H65ZM72 101V100H71ZM83 101H85V100H83ZM92 102H93V100H91ZM90 101V102H91ZM181 101V100H180ZM28 102H30V101H28ZM41 102V101H40ZM56 102V101H55ZM67 102V101H66ZM90 102L88 103V104H90ZM91 102V103H92ZM175 102V101H174ZM15 103V102H14ZM23 103L25 104V100H23ZM23 103H19L18 104V106H17V109H14L15 111H16V119H18V120H23V121H27L30 117H31V115L32 116H36L37 114H35V113H33L32 112V114L30 113V111H29V109L27 110V107L23 104ZM46 103V102H45ZM72 103V102H71ZM79 103V102H78ZM94 103V102H93ZM182 103V102H181ZM10 104H13V103H10ZM59 104V103H58ZM67 104H69V103H67ZM77 104V103H76ZM82 104V103H81ZM87 104V105H88ZM31 105H33V104H31ZM71 105V104H70ZM83 105H85V104H83ZM202 105H200V107H202ZM14 106V105H13ZM35 106V105H34ZM57 106H59V105H57ZM63 106V105H62ZM67 106H69V105H67ZM72 106V105H71ZM71 106H69L70 108H71ZM74 106V105H73ZM86 106V105H85ZM94 106V105H93ZM97 106H98V104H97ZM181 107L183 106V104L182 105H180ZM30 107V106H29ZM88 107V106H87ZM185 107V106H184ZM13 107H11V109H12ZM32 108V107H31ZM48 108V107H47ZM53 108V107H52ZM57 108V107H56ZM67 108V107H66ZM69 108V109H70ZM95 108V107H94ZM99 108V107H98ZM183 108V107H182ZM62 109V108H61ZM65 109V108H64ZM81 109V108H80ZM53 110V109H52ZM58 110V109H57ZM180 110V109H179ZM184 110V109H183ZM7 111V110H6ZM37 111V110H36ZM44 111V110H43ZM60 111V110H59ZM68 111V110H67ZM193 111V110H192ZM10 112V111H9ZM57 112V111H56ZM69 112V111H68ZM71 112V111H70ZM83 112H84V110H83ZM87 112V111H86ZM181 112V111H180ZM180 112H179V114H180ZM184 112V111H183ZM182 112V113H183ZM11 113V112H10ZM55 113V112H54ZM61 113H63V112H61ZM88 113V112H87ZM41 115H42V112L40 113ZM83 114V113H82ZM15 115V114H14ZM40 115V116H41ZM51 115V114H50ZM57 115H59V114H57ZM84 115V114H83ZM171 115V114H170ZM38 116V115H37ZM43 116V115H42ZM55 116V115H54ZM53 116V117H54ZM60 116H62V115H60ZM59 116V117H60ZM71 116V115H70ZM88 116H90V113H89V115ZM91 116H92V114H91ZM175 116V115H174ZM180 116H182L181 118H183V115H181L180 114ZM191 116V115H190ZM190 116H189V118H190ZM14 117V116H13ZM56 117V116H55ZM85 117H86V113H85ZM173 117V116H172ZM171 117V118H172ZM179 117V116H178ZM177 117V119H179ZM34 118V117H33ZM40 118V117H39ZM57 118H58V116H57ZM56 118V120H58ZM71 118V117H70ZM87 118V117H86ZM170 118V119H171ZM175 118V117H174ZM15 119V118H14ZM36 119V118H35ZM63 119V118H62ZM69 119V118H68ZM92 119V118H91ZM176 119V120H177ZM187 119V118H186ZM40 120H41V118H40ZM39 120V121H40ZM60 120V119H59ZM94 120V119H93ZM92 120V121H93ZM173 120H175V119H173ZM182 120V119H181ZM180 120V122H183V121H181ZM184 120V119H183ZM188 120H190V119H188ZM187 120V121H188ZM29 121V120H28ZM50 121V120H49ZM60 121H62V120H60ZM66 121V120H65ZM7 122H9V121H7ZM11 122H12V120H11ZM11 122H10V124H11ZM18 123H20L19 121H17ZM37 122V121H36ZM59 122V121H58ZM177 122V121H176ZM179 121H178V123L177 124H179L180 123ZM41 123V122H40ZM173 123H175V121L173 122ZM184 123V125L186 126V123L185 122H183ZM183 123H182V125L181 126H183V129H186V128H184V125H183ZM6 124V123H5ZM23 124V123H22ZM60 124V123H59ZM177 124H175L176 126H177ZM12 125V124H11ZM19 125V124H18ZM24 125V124H23ZM61 125H63V123L61 124ZM61 125H59V126H61ZM171 125H173V126H175L174 124H171ZM180 125V124H179ZM21 126V125H20ZM40 126V125H39ZM173 127V128H180V127ZM9 127V126H8ZM14 127H16L15 125H14ZM187 127V126H186ZM21 128V127H20ZM27 128V127H26ZM48 128V127H47ZM53 128V127H52ZM172 128V129H173ZM205 128V127H204ZM3 129V128H2ZM5 129V128H4ZM12 129V128H11ZM17 129V128H16ZM49 129V128H48ZM199 129V128H198ZM25 130V129H24ZM45 130V129H44ZM58 130V129H57ZM66 130V129H65ZM68 130V129H67ZM95 130H97V129H95ZM174 131H175V129H173ZM177 130V129H176ZM179 130V129H178ZM14 131V130H13ZM16 131V130H15ZM54 132H55V130H53ZM59 131H61V128H60V130ZM63 131V130H62ZM61 131V132H62ZM93 131V130H92ZM173 131V132H174ZM181 131V130H180ZM184 131V130H183ZM206 131V130H205ZM18 132V131H17ZM23 132V131H22ZM47 132V131H46ZM53 132V133H54ZM69 133H70V129H69V131H68ZM94 132V131H93ZM179 132V131H178ZM182 132V131H181ZM180 132V133H181ZM51 133H52V131H51ZM52 133V134H53ZM56 133V132H55ZM67 133V132H66ZM68 133V134H69ZM90 133V132H89ZM92 133V132H91ZM177 133V132H176ZM183 133V132H182ZM51 134V135H52ZM57 134H58V132H57ZM60 134H62L61 136H60ZM97 134V133H96ZM167 134V133H166ZM166 134H165V136H166ZM173 134V133H172ZM201 134V133H200ZM209 134V135H208ZM50 135V136H51ZM66 135V134H65ZM64 135V136H65ZM93 135V134H92ZM152 135V134H151ZM169 136H170V134H168ZM174 135H175V132H174ZM173 135V136H174ZM180 135V134H179ZM211 135V136H210ZM212 135H213V139H212ZM220 135H222V136H220ZM7 136V135H6ZM52 136H55V134L54 135H52ZM58 136L59 137H61V139L63 138V133H59L58 134ZM67 136V135H66ZM76 136V135H75ZM88 136V135H87ZM163 137H165L164 135H162ZM176 136H178V135H176ZM71 137V136H70ZM74 137V136H73ZM90 137V136H89ZM159 137V136H158ZM162 137V138H163ZM168 137V136H167ZM166 137V138H167ZM204 137V136H203ZM209 137V138H208ZM210 137H211V139H210ZM214 137H216V139L214 138ZM218 137V138H217ZM222 138V145H220L221 143H218L219 141L221 142V138ZM54 138V137H53ZM76 138L77 137H75V138H73L74 139V141L76 140ZM91 138H93L92 136H91ZM90 138V139H91ZM168 138H170V137H168ZM58 139V138H57ZM56 139V140H57ZM60 139V138H59ZM95 139V138H94ZM173 139V138H172ZM202 139H204L203 141H205V142H207V140L205 139V137L204 138H202ZM218 139V140H217ZM224 139V140H223ZM54 140V139H53ZM63 140H65V137H64V139ZM66 140H67V137H66ZM68 140H70V138H68ZM171 140V139H170ZM213 140V141H212ZM215 140V141H214ZM226 140V141H225ZM233 140L234 141H238V143L236 142H233ZM55 141V140H54ZM71 141V140H70ZM94 141V140H93ZM92 141V142H93ZM165 141V140H164ZM211 141H212V143H211ZM216 141H217V143L219 144V146H218V144L217 145H215L216 144ZM224 141V142H223ZM229 141V142H228ZM62 142V141H61ZM67 142V141H66ZM215 142V143H214ZM58 143H60V142H58ZM65 143V142H64ZM68 143V142H67ZM74 143V142H73ZM81 143V142H80ZM84 144H86L85 142H84ZM83 144V142L81 143V145H84ZM203 144H205V143H203ZM225 144V147L223 146ZM60 145H63V144H61L60 143ZM59 145V146H60ZM74 145V144H73ZM201 145V144H200ZM199 145V146H200ZM65 146V145H64ZM79 146V145H78ZM77 146V147H78ZM85 146V145H84ZM198 146V147H199ZM216 146V147H215ZM221 146H223V148L221 147ZM81 147H83V146H81ZM203 147H206V145L204 146L203 145ZM218 147H221V148H218ZM239 147V146H238ZM59 148H61V147H59ZM62 148L64 149L65 147H63L62 146ZM210 148H212V147H210ZM234 148V147H233ZM209 149V147L207 148V150ZM230 149V148H229ZM59 150H61V149H59ZM65 150V149H64ZM78 150V149H77ZM76 150V151H77ZM79 150H81L80 148H79ZM195 150V149H194ZM213 150V151H214ZM220 150H221V152H220ZM225 150H227L228 151V155H227V151H225ZM62 151V150H61ZM66 151H68V150H66ZM69 151H70V149H69ZM74 151H75V149H74ZM75 151V153H77ZM199 151V150H198ZM200 151H201V149H200ZM205 151V150H204ZM213 151H211V152H213ZM223 151V152H222ZM80 152V151H79ZM194 152H197V150H195ZM202 152V151H201ZM200 152V153H201ZM208 152H210V151H208ZM215 152H213V156H215L216 155V157L218 158V156H219V154H218V156H217V154H215ZM254 152V153H255ZM59 153V152H58ZM64 153H65V151H64ZM203 153H206V152H203ZM224 153H226V154H224ZM231 153V154H230ZM65 154H67L68 155V153H65ZM71 154V153H70ZM81 154V153H80ZM80 154H79V156H80ZM85 154V153H84ZM89 154V153H88ZM95 154V153H94ZM211 154V153H210ZM77 155V154H76ZM195 155V154H194ZM193 155V156H194ZM197 155H198V153H197ZM206 155H208V153H206ZM205 155V156H206ZM254 155V154H253ZM70 156H75V155H73V153H72V155H69V157ZM78 156V155H77ZM135 156V155H134ZM196 156V155H195ZM202 156V155H201ZM211 157V158H216V157ZM221 157V158H225V159H227L225 156L224 157ZM232 156H234V155H232ZM232 156H229V159H227V163L229 164V162L232 164V162H234V164H235V159H233V161H232ZM199 157V156H198ZM202 157H204V156H202ZM210 157V156H209ZM71 158V157H70ZM74 158V157H73ZM72 158V159H73ZM75 158H76V156H75ZM74 158V159H75ZM194 158V157H193ZM204 158H207V157H204ZM203 158V159H204ZM220 157H219V159H221ZM234 158V157H233ZM255 158V157H254ZM254 158H253V160H254ZM196 160H198V158H195ZM207 160V159H206ZM213 160V161H212ZM211 160V162H214V159H212ZM228 160H229V162H228ZM192 161H194V159L192 160ZM204 161H205V159H204ZM220 161V160H219ZM219 161H217V163H222L221 161L219 162ZM222 161H223V163H224V159H222ZM251 161V160H250ZM255 161V160H254ZM253 161V162H254ZM199 162V161H198ZM215 162H216V160H215ZM258 162V161H257ZM132 163V162H131ZM192 163V162H191ZM190 163V164H191ZM201 163V162H200ZM208 163V162H207ZM250 163V162H249ZM255 163V162H254ZM253 163V164H254ZM212 164H214V167L213 168H215L217 165H215L216 163H212ZM211 164V166H213ZM228 164H226V163H224V165H226V167H227V165ZM252 164V163H251ZM250 164V165H251ZM84 165H86V163L84 164ZM193 165V164H192ZM203 165V164H202ZM221 166L223 165V164H220ZM223 165V166H224ZM230 165V164H229ZM236 165V164H235ZM234 165V166H235ZM194 166V165H193ZM210 166V165H209ZM208 166V167H209ZM222 166V167H223ZM254 166V165H253ZM86 167H88V166H86ZM96 167V166H95ZM102 167V166H101ZM218 167V166H217ZM225 167V166H224ZM224 167H223V170H224ZM259 167L257 168V169H259ZM85 168V167H84ZM103 168V167H102ZM200 168V167H199ZM220 168V167H219ZM251 168V167H250ZM79 169V168H78ZM217 169V168H216ZM262 170H264V168H261ZM82 170V169H81ZM134 170V169H133ZM220 170H222V169H220ZM222 170V171H223ZM229 170H230V167H229ZM262 170H261V172H262ZM190 171V170H189ZM213 171H214V169L212 170V173H213ZM222 171H220V172H222ZM225 171H227V172H229V174H228V176H229V178H231L232 177V180L231 181H235V182H237L238 180H240V178H236V179H238L237 181H236V179H234L235 177H236V174H235V177H234V175H233V172H234V170H233V172H232V167H231V172L230 171H228V168H227V170H225ZM137 172V171H136ZM216 172V171H215ZM214 172V173H215ZM223 173V172H222ZM231 173H232V175H231ZM258 173V172H257ZM257 173H255V174H257ZM259 173H260V171H259ZM224 174H225V172H224ZM264 174V173H263ZM192 175V174H191ZM193 175H194V173H193ZM192 175V177H195V175L193 176ZM202 175V174H201ZM226 175H227V173H226ZM254 175V174H253ZM253 175H251V176H253ZM258 175V174H257ZM211 176V175H210ZM218 176V175H217ZM220 176V175H219ZM218 176V177H219ZM227 176V177H228ZM238 177H239V173H238V175H237ZM260 176H262V178L261 179H263L264 178V176L263 175H261L260 174ZM206 177V176H205ZM254 177V176H253ZM190 178H191V176H190ZM220 178V177H219ZM222 178V180L221 181H224L223 180V178L224 177H221ZM254 178H256V177H254ZM257 178H258V176H257ZM260 178V177H259ZM258 178V179H259ZM79 179V178H78ZM82 179V178H81ZM196 179V178H195ZM211 179H213V178H211ZM218 178L216 177V180H217ZM234 179V180H233ZM246 179V178H245ZM248 179V178H247ZM194 180V178L192 179V181ZM198 180V179H197ZM220 180V179H219ZM226 180V179H225ZM244 180V179H243ZM264 180V179H263ZM262 180V181H263ZM75 181V180H74ZM211 181V180H210ZM220 181V182H221ZM230 181V179H229V181H227L226 180V182H231ZM241 181V180H240ZM239 181V182H240ZM248 181V180H247ZM252 182H253V180H251ZM250 181V182H251ZM194 182V181H193ZM220 182L218 183V184H220ZM234 182V183H235ZM238 182V183H239ZM242 182V181H241ZM249 182V181H248ZM248 182H247V184H248ZM254 182H255V179H254ZM261 182V181H260ZM259 182V183H260ZM264 182V181H263ZM79 183H81V182H79ZM135 183H137V182H135ZM171 183V182H170ZM169 183V184H170ZM190 183V182H189ZM243 183H245V180H244V182ZM243 183H241L242 185H243ZM257 183V182H256ZM256 183H253V185H254V187L257 185ZM259 183H258V185H259ZM212 184V183H211ZM210 184V185H211ZM230 184H232V183H230ZM230 184L228 185V183H227V186H229V189H231V190H234L235 188H236V191H238L237 190V183H235V185H236V187L234 186V188L232 189V187L230 188ZM240 184V183H239ZM251 184V183H250ZM256 184V185H255ZM262 184V183H261ZM213 185H214V182H213ZM225 185V184H224ZM232 185H234V184H232ZM245 185H246V183H245ZM262 185H264V184H262ZM261 185V186H262ZM72 186H74V185H72ZM260 186V187H261ZM176 187V186H175ZM214 187V186H213ZM216 187V186H215ZM238 187H239V185H238ZM244 187V186H243ZM248 187V186H247ZM165 188V187H164ZM170 188H172V187H170ZM245 188H246V186H245ZM255 188H257V189H259V187H255ZM262 188V187H261ZM261 188L259 189V190H261ZM263 188H264V186H263ZM172 189H176V188H172ZM227 189H228V187H227ZM228 189V190H229ZM239 189L241 190L242 188H240L239 187ZM248 189V188H247ZM247 189H245L244 190V188H243V192H245ZM257 189H254V191L252 192V193H254ZM171 190V189H170ZM178 190V189H177ZM177 190H176V192H177ZM163 191V190H162ZM167 191V190H166ZM184 191V190H183ZM212 191V190H211ZM227 191V190H226ZM235 190L233 191V192H231V191H229V196H228V199L230 198V196H231V199H232V203H233V199L235 200V198H232V195H230V193H233V194H238L239 195V193H237ZM70 192V191H69ZM169 193L171 192V191H168ZM236 192V193H235ZM260 193H261V191H259ZM163 193V192H162ZM162 193H161V196H163V198H164V193H163V195H162ZM167 193V192H166ZM174 192L172 191V193L171 194H173ZM241 193V192H240ZM256 193V192H255ZM254 193V195H256L257 197H259V196H261L262 197V195H259L258 194V192H257V194H255ZM262 193H264V191L262 192ZM168 194V193H167ZM178 193H176V195H177ZM227 194V193H226ZM242 194V193H241ZM244 194H251V193H244ZM78 195V194H77ZM92 195V194H91ZM159 195V194H158ZM166 195V194H165ZM169 195V194H168ZM167 195V196H168ZM174 195V194H173ZM172 195V196H173ZM179 196L181 195V193L180 194H178ZM264 195V194H263ZM74 196V195H73ZM192 196V195H191ZM226 196V195H225ZM240 196H243V195H240ZM240 196H238V197H240ZM251 196H253V195H251ZM255 196V198L257 199V197ZM77 197V196H76ZM86 197H87V195H86ZM86 197H85V199H86ZM160 197V195L158 196V198ZM171 197V196H170ZM178 197V196H177ZM181 197V199H182V196H180ZM201 197V196H200ZM234 197H236L237 198V195L236 196H234ZM261 197H259V198H261ZM264 197V196H263ZM158 198H157V200H158ZM186 198V197H185ZM243 198V197H242ZM244 198H247V197H244ZM254 198V197H253ZM95 199V198H94ZM161 199V198H160ZM167 199V198H166ZM171 199V201H172V199H174V198H170ZM175 199H176V197H175ZM184 199V198H183ZM248 199V198H247ZM251 199H252V197H251ZM263 199V198H262ZM164 200H165V198H164ZM177 201H174V203L175 202H179L178 201V199H176ZM237 200H238V198H237ZM237 200H235V201H237ZM167 201V200H166ZM165 201V202H166ZM192 201V200H191ZM234 201V202H235ZM239 201V200H238ZM129 202V201H128ZM131 202V201H130ZM135 202H137V201H135ZM162 203L164 202V201H161ZM168 202H169V199H168ZM168 202H166V203H168ZM182 202H183V200H182ZM230 202H231V200H230ZM229 202V203H230ZM259 202V201H258ZM261 203H263L262 205H263V209H264V202H262V200L260 201ZM133 203V202H132ZM138 203V202H137ZM155 204H156V202H154ZM153 203V204H154ZM157 203H159L160 204V201L159 202H157ZM166 203H164V204H166ZM171 203V202H170ZM173 203V202H172ZM179 203H181V202H179ZM232 203H231V208H232V210H233V207H232ZM131 204V203H130ZM163 204V205H164ZM183 204V203H182ZM180 205L179 204V206H183L184 207V205ZM235 204V203H234ZM254 204H255V200H254ZM119 205V204H118ZM128 205H129V203H128ZM141 205V204H140ZM157 206H158V204H156ZM174 205L175 204H173L172 206H171V204H170V207H172V208H176V206L177 205H175V207H174ZM141 206H143V205H141ZM151 206H153V205H151ZM155 206V205H154ZM162 206V205H161ZM256 206H258V205H256ZM149 207V206H148ZM147 206H146V211L148 210L147 208H148ZM168 207V206H167ZM228 207H230V205L228 206ZM228 207H226L227 208V210H230ZM260 207V206H259ZM262 207V206H261ZM260 207V208H261ZM89 208V207H88ZM127 208H129V206H127ZM126 208V209H127ZM133 207H131V209H132ZM145 208V207H144ZM160 208V207H159ZM163 208H166V207H163ZM172 208H171V211H172ZM179 208V207H178ZM178 208L176 209V210H178ZM181 208V207H180ZM237 208H238V206H237ZM75 209V208H74ZM153 209V208H152ZM155 209V208H154ZM157 209V208H156ZM155 209V210H156ZM183 209V208H182ZM234 209H235V207H234ZM262 209V208H261ZM133 210H135V209H133ZM141 210V209H140ZM169 210H170V208H169ZM180 210V209H179ZM178 210V211H179ZM236 210V209H235ZM240 209H238V210H236V211H239ZM126 211H129V210H126ZM142 211H144L145 212V209L143 210L142 209ZM154 211V210H153ZM153 211H149L148 210V212H150V216H151V213L153 212ZM157 211V210H156ZM160 210H158L157 211V213L159 212ZM163 211H164V215H165V211H167V209L166 210H164L163 209ZM235 211V213H237ZM244 211V210H243ZM134 212V211H133ZM133 212H132V214H133ZM141 212V211H140ZM168 212H170V211H168ZM168 212H166L167 213V215H166V217L168 216ZM172 212H175V210L174 211H172ZM171 212V213H172ZM177 212V211H176ZM223 212H226V210L225 211H223ZM230 212V211H229ZM233 212H234V210H233ZM245 212H247V211H245ZM258 212V210L256 211V213ZM155 213V212H154ZM170 213V214H171ZM220 213V212H219ZM235 213H233L232 214V211H231V213H230V215H229V224H230V227H231V229L230 230H232L233 229V234H232V236H231V244H233V248L232 249H235V251H237L238 252V250L241 252H238L240 255H236V256H233V259H232V257H231V259H232V262H231V264H264V228H262V227H264V216H262V219H259L257 216H260V215H258L257 214V216L255 215V217L258 219V224L261 226H259V228H256V227H254V229L252 230L251 229V231L252 232H250V233H252V235L250 234V236H247V233L249 234V232H245L246 233V235L244 234V235H242L241 234V232H238L239 231V229H240V227L237 229V227H236V224L234 223V221H235V219H236V217H235V215H237V214H235ZM259 213H260V211H259ZM262 213H264V212H262ZM129 214H131V212L129 213ZM132 214H131V216H132ZM142 214H144L143 212H142ZM149 214V213H148ZM173 214V213H172ZM180 214H181V212H180ZM213 214H215V213H213ZM212 214V215H213ZM221 214V213H220ZM224 214V213H223ZM235 214V215H234ZM248 214V213H247ZM140 215V214H139ZM153 215V214H152ZM160 215V213L159 214H157V216H159ZM163 215V214H162ZM175 215V214H174ZM226 215V214H225ZM246 215V214H245ZM251 215V214H250ZM262 215H264V214H262ZM131 216H129V217H131ZM133 216H136L135 214L133 215ZM149 216V217H150ZM181 215H179V217H180ZM205 216H208V215H204V217ZM211 216V215H210ZM219 217V215L217 214L216 215V217ZM222 216V215H221ZM228 216V215H227ZM238 216H239V212H238ZM241 216V215H240ZM239 216V218H241L242 219V217H240ZM248 216H249V214H248ZM251 216H253V215H251ZM127 217H128V214H127ZM140 219H142V216L140 215ZM143 217H145V216H143ZM147 217H148V215H147ZM148 217V218H149ZM163 217V216H162ZM161 217V218H162ZM165 217V218H166ZM178 217V216H177ZM209 217V216H208ZM214 217V216H213ZM224 217V216H223ZM250 217V216H249ZM254 217V218H255ZM136 218V217H135ZM137 218H139L138 216H137ZM150 218H153L152 216L150 217ZM155 218V217H154ZM180 218H182V217H180ZM215 218V217H214ZM253 218V217H252ZM253 218V220H255ZM127 219H129V218H127ZM140 219H138V220H140ZM177 219V218H176ZM202 219V218H201ZM208 218L206 217V220H207ZM219 219H221L222 220V218H220L219 217ZM238 219V218H237ZM150 220V222H154L152 219H149ZM180 220V219H179ZM184 220V219H183ZM204 220V219H203ZM217 219L215 218V221H216ZM223 220H224V218H223ZM226 220V219H225ZM243 220V219H242ZM130 221H132V220H130ZM136 221V220H135ZM134 221V222H135ZM147 221V220H146ZM162 221H164V220H162ZM178 221V220H177ZM177 221H176V223H177ZM208 221V220H207ZM206 221V222H207ZM213 221V220H212ZM214 221V222H215ZM237 221V220H236ZM249 221V220H248ZM247 221V222H248ZM251 221V220H250ZM137 222V224H138V221H136ZM149 221H147V224H149L148 223ZM159 222H161V221H159ZM165 222V221H164ZM173 222V224H174V220L172 221ZM183 222H185V221H183ZM189 222V221H188ZM188 222H186V223H188ZM204 222V221H203ZM210 222V221H209ZM209 222H207V223H209ZM223 222V221H222ZM221 222V223H222ZM252 222V221H251ZM257 222L256 223H254V224H257ZM130 223H133V221L132 222H130ZM139 223H140V221H139ZM145 223V222H144ZM157 223V222H156ZM162 223V222H161ZM175 223V224H176ZM182 223V222H181ZM192 223V222H191ZM190 223V224H191ZM198 223H199V221H198ZM198 223H192V225L194 224V226L196 227V225L195 224H198ZM219 222H217V224H218ZM220 223V224H221ZM244 223H246V222H244ZM81 224V223H80ZM134 224H136V223H134ZM184 224V223H183ZM182 224V225H183ZM189 224V225H190ZM201 224H202V222H201ZM219 224V225H220ZM228 224V225H229ZM242 224V223H241ZM248 224V223H247ZM252 224V223H251ZM151 225V224H150ZM172 225V224H171ZM170 225V226H171ZM180 225V224H179ZM188 225V226H189ZM212 225V224H211ZM223 225V224H222ZM238 225V224H237ZM243 225V224H242ZM253 225V224H252ZM139 226V225H138ZM165 225L163 224V227H164ZM184 226V225H183ZM193 226V227H194ZM199 226H200V224H199ZM198 226V227H199ZM207 226V225H206ZM213 226H214V224H213ZM225 226V228H227V226H226V224L224 225ZM241 226V225H240ZM247 226V225H246ZM249 226V225H248ZM143 227H145V226H143ZM149 227V226H148ZM148 227H146V228H148ZM176 227V226H175ZM184 227H186V226H184ZM211 226L209 225V228H210ZM222 227V226H221ZM221 227H217V228H220V230H222V228ZM229 227V226H228ZM252 227V228H253ZM258 227V226H257ZM145 228V230H147ZM171 228V227H170ZM173 228V227H172ZM177 228V227H176ZM176 228H175V230H176ZM178 228H179V226H178ZM181 228H182V226H181ZM190 228V227H189ZM197 228V227H196ZM200 228H202V227H200ZM208 227H207V229H208V231L209 230H211V229H209ZM224 227H223V229H225ZM88 229V228H87ZM138 229H139V227H138ZM169 229V228H168ZM186 229H187V227H186ZM191 229H192V226H191ZM212 229H213V227H212ZM216 229V228H215ZM228 229V228H227ZM227 229H225V230H227ZM179 230V229H178ZM177 230V231H178ZM180 230H184V229H180ZM188 230V229H187ZM203 230H205L204 228H203ZM218 230V229H217ZM242 230V229H241ZM240 230V231H241ZM144 231V230H143ZM142 231V232H143ZM168 231V230H167ZM176 231V232H177ZM186 231V230H185ZM190 232H193V231H191V230H189ZM207 231V230H206ZM214 231V230H213ZM250 231V230H249ZM170 232H174V230L172 229L171 231L169 230L167 233H170ZM179 232V231H178ZM178 232H177V234H178ZM183 232V231H182ZM197 232V231H196ZM198 232H199V230H198ZM197 232V233H198ZM211 232V231H210ZM216 232V231H215ZM215 232H212V233H215ZM225 232V231H224ZM227 232V231H226ZM45 233V232H44ZM124 233H126L125 231H124ZM166 233V234H167ZM185 234H187V232H184ZM203 233H204V231H203ZM202 233V234H203ZM77 234V233H76ZM114 234H116V233H114ZM128 234V235H127ZM126 234V236L128 237L129 236V233H127ZM144 234V233H143ZM147 234V233H146ZM145 234V235H146ZM174 235L173 236H175V232L173 233ZM176 234V235H177ZM182 234V233H181ZM191 234V233H190ZM193 234H195L194 232L192 233V235ZM198 234H200V233H198ZM197 234V235H198ZM223 234V233H222ZM225 234V233H224ZM116 235H118V234H116ZM168 235V234H167ZM110 236V235H109ZM112 236V235H111ZM114 236V235H113ZM123 236V235H122ZM169 236H171V234L169 235ZM179 236H180V234H179ZM178 236V237H179ZM183 236V235H182ZM181 236V237H182ZM186 236V235H185ZM190 236V235H189ZM195 236V235H194ZM212 236V235H211ZM218 236V235H217ZM224 236V235H223ZM180 237V238H181ZM191 237V236H190ZM190 237H188V238H190ZM219 237H220V235H219ZM222 237V236H221ZM226 237V236H225ZM126 238V237H125ZM124 238V239H125ZM129 238H130V236H129ZM174 238H176V237H174ZM183 238V237H182ZM192 238V237H191ZM212 238V237H211ZM216 238V237H215ZM110 239H111V237H110ZM120 239H121V237H120ZM123 239V238H122ZM185 239V240H184ZM184 239H182V241L184 240V241H186L187 242V238H185L184 237ZM217 239V238H216ZM221 239V238H220ZM226 239V238H225ZM227 239H229V238H227ZM126 240V239H125ZM127 240H128V238H127ZM131 240H132V238H131ZM161 240V239H160ZM211 240H213V239H211ZM210 240V241H211ZM219 240V239H218ZM46 241V240H45ZM120 241H122V240H120ZM124 241V240H123ZM168 241V240H167ZM179 241V240H178ZM216 241V240H215ZM227 241V240H226ZM226 241L224 240V238H223V242H225L226 243ZM109 241L107 240V243H108ZM116 242H117V240H116ZM126 242V241H125ZM124 242V243H125ZM129 242V241H128ZM162 242V241H161ZM180 242V241H179ZM209 242V241H208ZM214 242V241H213ZM220 242H221V240H220ZM228 242V241H227ZM47 243V242H46ZM114 243V242H113ZM120 243V242H119ZM133 243V242H132ZM165 243V242H164ZM181 243V242H180ZM215 243V242H214ZM110 244V243H109ZM127 244V243H126ZM129 244V243H128ZM146 244V243H145ZM150 245V243H148L147 242V245ZM185 244V243H184ZM219 244V243H218ZM106 245H108V244H106ZM125 245V244H124ZM130 245L132 246V244H131V242H130ZM134 245V244H133ZM147 245H145V246H147ZM212 245H215V244H212ZM226 245V244H225ZM227 245H229L228 243H227ZM109 246V245H108ZM114 246V245H113ZM120 246V245H119ZM118 246V247H119ZM128 246V245H127ZM131 246H129V247H131ZM229 246H231V245H229ZM110 248L112 247V246H109ZM109 247H108V249H109ZM124 247H126V245L124 246ZM124 247L122 248V249H124ZM129 247H128V249H129ZM211 247V246H210ZM215 247V246H214ZM226 247H227V249H228V246H225V249H226ZM106 248V247H105ZM104 248V249H105ZM116 248V247H115ZM121 248H118V249H121ZM127 248V247H126ZM131 248H133V247H131ZM135 248H137V247H135ZM143 248H145V247H143ZM143 248L141 247V249L143 250ZM148 248V247H147ZM150 248H152V247H150ZM114 249V248H113ZM138 249V248H137ZM146 249V248H145ZM223 250V252L224 251H226V250ZM106 250V249H105ZM104 250V251H105ZM111 250V249H110ZM127 249H125V251H126ZM147 250V249H146ZM151 250V249H150ZM173 250V249H172ZM206 250H207V248H206ZM230 250V249H229ZM112 251V250H111ZM125 251H124V254H125ZM131 251H133V250H131ZM145 251V250H144ZM148 251H149V249H148ZM148 251H146V252H148ZM152 251V250H151ZM234 251V252H235ZM115 252V251H114ZM122 252H123V250H122ZM127 252V251H126ZM137 252H138V250H137ZM223 252H221V254L223 253ZM104 254L105 253H107V252H103ZM117 253V252H116ZM115 253V254H116ZM118 253H119V251H118ZM127 253H129V252H127ZM139 253V252H138ZM141 253H143V252H141ZM173 253V252H172ZM112 254V253H111ZM120 254V253H119ZM130 254H131V252H130ZM133 254L135 255V253L133 252ZM148 254V253H147ZM171 254V253H170ZM235 254V253H234ZM102 255V254H101ZM106 255H108V253L106 254ZM110 255V254H109ZM127 255V254H126ZM126 255H125V258H127L128 259V257H126ZM141 255V254H140ZM139 255V256H140ZM149 255V254H148ZM148 255H146V257L148 256ZM154 255V254H153ZM152 255V256H153ZM223 255H225V254H223ZM233 255V254H232ZM120 256V255H119ZM122 256H124L123 254H122ZM81 257V256H80ZM94 257V256H93ZM108 257V256H107ZM107 257H106V259H107ZM112 257V256H111ZM118 257V256H117ZM129 257H130V255H129ZM134 257V256H133ZM138 257V256H137ZM150 257V256H149ZM170 257H171V255H170ZM170 257H169V259H170ZM83 258V257H82ZM82 258H80V259H82ZM88 258V257H87ZM90 259H91V257H89ZM97 258H99L98 256H97ZM125 258H123L124 260H125ZM131 258V257H130ZM135 258H136V255H135ZM135 258H134V260H135ZM144 258H145V255H144ZM205 258V257H204ZM219 258H222V256L221 257H218V259ZM85 259V258H84ZM83 259V260H84ZM100 259V258H99ZM112 259V258H111ZM120 259V258H119ZM137 259V258H136ZM141 259V258H140ZM139 258H138V260H140ZM143 259V258H142ZM147 259V258H146ZM172 259V258H171ZM2 260V259H1ZM76 260H77V258H76ZM76 260H74V262L76 261ZM78 260H79V258H78ZM86 260V259H85ZM89 260V259H88ZM87 260V261H88ZM94 260V259H93ZM95 260H97V259H95ZM102 260H103V256H102ZM104 260H105V258H104ZM130 260V259H129ZM128 260V261H129ZM145 260V259H144ZM152 259L150 258V261H151ZM208 259H206V261H207ZM80 261V260H79ZM86 261V262H87ZM92 261V260H91ZM101 261V260H100ZM109 261H110V258H109ZM131 261H133V260H131ZM146 261V260H145ZM172 261V260H171ZM170 261V262H171ZM213 261V260H212ZM218 261V260H217ZM219 261H220V259H219ZM224 261V260H223ZM222 261V262H223ZM229 261H231V260H229ZM85 262V261H84ZM89 263H90V261H88ZM93 262V261H92ZM98 261H96V262H94V263H97ZM103 262H105V261H103ZM106 262H107V260H106ZM122 262H124V261H122ZM134 262V261H133ZM137 262V261H136ZM141 262V261H140ZM143 262V261H142ZM153 262V261H152ZM211 261H210V259H209V261H208V263H210ZM216 262V261H215ZM108 263V262H107ZM131 263V262H130ZM138 263V262H137ZM145 262H143V264H144ZM148 263V262H147ZM200 263V262H199ZM207 263V262H206ZM205 263V264H206ZM212 263V262H211ZM5 264H6V262H5ZM80 264V263H79ZM84 264V263H83ZM88 264V263H87ZM104 264V263H103ZM109 264H111V263H109ZM124 264H125V262H124ZM146 264V263H145ZM150 264V263H149ZM154 264V263H153ZM195 264H197V263H195ZM201 264H203L202 262H201ZM213 264V263H212ZM218 264V263H217ZM219 264H222L221 262L219 263Z\"/></svg>",
  "mask_w": 264,
  "mask_h": 264
},
{
  "label": "water",
  "instance_id": "95a60500",
  "mask_svg": "<svg viewBox=\"0 0 264 264\" xmlns=\"http://www.w3.org/2000/svg\"><path fill=\"white\" fill-rule=\"evenodd\" d=\"M82 2L92 61L101 65L129 66L151 75L158 87L183 101L187 99L184 89L187 85L181 78L198 88L196 72L204 68L198 59L181 47L163 45L158 36L150 35L148 41H144V34L124 28L119 20L121 10L108 0Z\"/></svg>",
  "mask_w": 264,
  "mask_h": 264
}]
</instances>
